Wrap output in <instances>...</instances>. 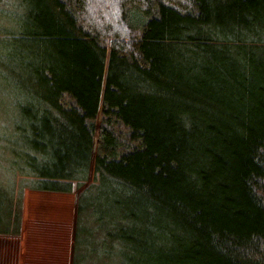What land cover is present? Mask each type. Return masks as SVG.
<instances>
[{
    "label": "trees",
    "instance_id": "trees-1",
    "mask_svg": "<svg viewBox=\"0 0 264 264\" xmlns=\"http://www.w3.org/2000/svg\"><path fill=\"white\" fill-rule=\"evenodd\" d=\"M0 6V235L77 193L70 264H264V0Z\"/></svg>",
    "mask_w": 264,
    "mask_h": 264
},
{
    "label": "rangeland",
    "instance_id": "rangeland-1",
    "mask_svg": "<svg viewBox=\"0 0 264 264\" xmlns=\"http://www.w3.org/2000/svg\"><path fill=\"white\" fill-rule=\"evenodd\" d=\"M15 3V0H0V6L11 7ZM21 191V233L0 235V264H70L77 193H44L28 188ZM60 228L67 231L69 239L64 235L63 248L57 251ZM38 240L40 245L47 241L49 247L46 243L37 247Z\"/></svg>",
    "mask_w": 264,
    "mask_h": 264
},
{
    "label": "crops",
    "instance_id": "crops-1",
    "mask_svg": "<svg viewBox=\"0 0 264 264\" xmlns=\"http://www.w3.org/2000/svg\"><path fill=\"white\" fill-rule=\"evenodd\" d=\"M75 208H76V203H75ZM75 210V209H74ZM74 213H75V211H74ZM73 232H74V228H73ZM64 235H67V231H64L63 232V230H61V228L59 229V231H58V236H57V240H58V243H59V246H57L56 248H57V251H59V250H61L63 247V236ZM67 237H68V235H67ZM68 239H69V237H68ZM68 241V240H67ZM45 243H46V245L49 247V244H48V242L47 241H45ZM44 240L42 241V244L40 245V240H38V242H37V247L39 246H45L44 244ZM66 243V242H65ZM35 251H37V250H35ZM35 255H37V252H35ZM35 258H37V256H35ZM36 260V259H35ZM22 264V263H21Z\"/></svg>",
    "mask_w": 264,
    "mask_h": 264
}]
</instances>
